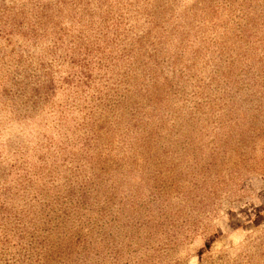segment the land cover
I'll return each mask as SVG.
<instances>
[{
	"label": "rangeland",
	"instance_id": "rangeland-1",
	"mask_svg": "<svg viewBox=\"0 0 264 264\" xmlns=\"http://www.w3.org/2000/svg\"><path fill=\"white\" fill-rule=\"evenodd\" d=\"M0 264H264V0H0Z\"/></svg>",
	"mask_w": 264,
	"mask_h": 264
}]
</instances>
